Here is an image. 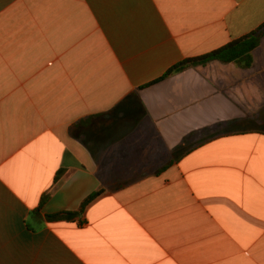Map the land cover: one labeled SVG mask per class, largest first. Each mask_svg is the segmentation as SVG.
Instances as JSON below:
<instances>
[{"label": "crops", "instance_id": "1", "mask_svg": "<svg viewBox=\"0 0 264 264\" xmlns=\"http://www.w3.org/2000/svg\"><path fill=\"white\" fill-rule=\"evenodd\" d=\"M263 25L264 0H0V264H264V37L146 88Z\"/></svg>", "mask_w": 264, "mask_h": 264}, {"label": "trees", "instance_id": "2", "mask_svg": "<svg viewBox=\"0 0 264 264\" xmlns=\"http://www.w3.org/2000/svg\"><path fill=\"white\" fill-rule=\"evenodd\" d=\"M263 37H264V25L260 27L258 30L254 31L253 33L246 35L241 39L233 41L228 45L220 49H217L211 53L199 57L185 59L184 61L180 62L179 64L169 69L162 78L146 86V88L158 84L168 79L172 75L183 72L184 70L197 66H207L211 62H220L222 64L233 63L242 68H246V69L250 68L253 64L252 53L260 45V41ZM98 195L99 193L90 197L81 207L79 212H75V213L63 212L52 215L50 219L72 220L78 215H80L84 211L85 207Z\"/></svg>", "mask_w": 264, "mask_h": 264}]
</instances>
